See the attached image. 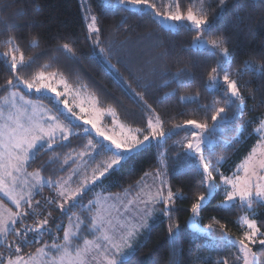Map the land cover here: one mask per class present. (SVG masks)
I'll list each match as a JSON object with an SVG mask.
<instances>
[{"label":"trees","instance_id":"16d2710c","mask_svg":"<svg viewBox=\"0 0 264 264\" xmlns=\"http://www.w3.org/2000/svg\"><path fill=\"white\" fill-rule=\"evenodd\" d=\"M86 1L97 19L99 44L95 34L89 38L78 0H0V54L7 50L8 37L14 36L25 60H32L17 73L22 79L31 80L41 71L56 73L72 86H83L96 98L100 108H112L127 126L144 129L149 118L156 115L160 117L163 128L169 130L173 125H184V121L189 119L210 124L217 105L224 106L223 85L219 82L216 88L208 87L212 68L217 66L218 59L223 63V58L218 50L214 53L209 48L192 46L198 35L209 43L223 36L227 40L224 47L232 53L231 62L223 64V68L240 85L246 106L243 114L220 123L216 140L211 145H204L203 155L205 162L212 167H217V158L223 156L218 167L225 174H230L254 147L258 140L255 129L264 120V77L245 68V61L253 67L264 65V3L260 0H227L226 7L217 10L219 0H193L194 8L204 4L208 18L212 20L210 30L200 32L188 23L169 29L152 11L115 5V0ZM188 6L189 0H182L183 10L186 11ZM33 39L36 40L35 45L31 44ZM63 43L74 48L75 57L57 50ZM95 49L99 51L100 58L113 65L115 74L109 72L95 54ZM16 56L19 57L20 53L17 52ZM219 76L223 78V71ZM9 78H12L10 69L0 62V85H5ZM185 80L190 82L181 83ZM10 89L19 90L24 96L44 104L60 120L63 119L47 93L27 91L21 86L3 87L0 88V101ZM185 129L189 127L173 134ZM88 137L87 133H76L66 141L57 140L51 149L45 146L38 148L27 162L26 169L38 171L53 181L64 177L72 167V163L64 164V159L70 153L84 149ZM172 150V147H167L166 159H170ZM158 167L157 148L151 143L85 189L71 206L66 205L65 212L59 208L55 190L43 186L32 199L33 205L40 202L36 209L38 215L25 216L12 227L0 244V258L27 257L44 242L63 241L67 223L77 216L82 218L83 224L74 243L80 245L89 238V234L92 235L91 218L85 203L95 195L134 192L144 175ZM201 172L196 165H191L167 175L166 181L172 191L182 193L173 205L172 221L167 218L154 220L150 229L142 232L134 254L127 253L125 264H171L173 259L178 264H208L209 260L214 262L218 258H227L230 264L235 261L238 249L222 246L218 224L214 225L216 231L211 236L205 232L195 233L187 224L191 204L205 191L200 184ZM216 180H219L218 175ZM167 190L165 187V195ZM48 197L55 203L49 205ZM222 199L220 187L205 202L200 225L204 227L211 222L210 218L215 217L225 225L228 236L242 237L244 229L237 220L244 211L239 206L221 210L217 205ZM22 209L31 212L26 204ZM253 210L258 213L257 220L264 223V207L254 203ZM46 217L49 218L46 230L39 236L29 233V243L16 253L20 238L15 235V230L23 229L25 225L35 227ZM170 223L179 228L173 239L177 247L174 253L171 251L170 236L173 238V234L169 232ZM254 251L259 264H264V248L257 245Z\"/></svg>","mask_w":264,"mask_h":264},{"label":"snow or ice","instance_id":"6c2138e0","mask_svg":"<svg viewBox=\"0 0 264 264\" xmlns=\"http://www.w3.org/2000/svg\"><path fill=\"white\" fill-rule=\"evenodd\" d=\"M260 2L264 3V0H260ZM117 3L122 6L139 7L141 11L146 7L150 9L156 17H161V15H163L164 18L173 22H187L191 27L200 32L209 31L212 24V20L208 18L205 11L204 4L201 3V6L194 10L193 0H189V6L186 11L182 8V0H174V3H170L168 5V10L163 14L157 10V5L153 0H117ZM226 5L227 0H219L217 10L224 9ZM173 7L176 9L175 12L171 10ZM96 24L97 19L93 16L88 26L89 38H91L92 34H95L97 36L96 43L99 44L100 29L96 27ZM15 41L16 37H8L6 41L7 50L0 54V62L5 64L12 73V78H9L5 85H0V88H19L23 86V88L29 91L35 89L36 93L46 90L49 93H53L54 98L58 103L63 104L67 113L71 114V116L79 121L81 116L73 111V108L66 99H61L62 96H66L69 93L67 81H59L65 88V92L61 93L57 91L53 83L56 79V73L46 74L41 71L33 76L31 80L22 79L17 74L22 67L30 64L32 60L31 58L27 61L25 60L24 53L20 50V47L16 45ZM195 41L199 42V46H203L201 36L198 35L195 37ZM226 43L227 40L223 36L210 41L211 49L214 53L218 50L219 55L223 58V63L220 59L217 60V66L213 67L209 74L210 83L208 85L210 88L218 87L220 81L219 73L223 71L222 79L223 86H225L224 106L214 109L211 116V120L214 123L211 125L193 119L184 121V125L191 126V128L188 129L190 134L185 138L187 142L183 145L187 150L185 155L199 162V167L202 169L200 173V184L205 187V191L197 195L195 202L191 204V228L195 233L205 232L208 236H211L212 233L216 231L214 225L218 224L221 232V241L223 242L222 246L236 247L238 249V254L232 264H259L254 248L257 245L264 248V223L257 220L256 216L258 213H255L253 210V204L258 203L260 206L264 207V120H261L258 127L255 129V132L260 136L258 141L260 147L253 148L251 154L238 167L232 177L225 176L218 167L224 159L223 156L217 158V167H212L205 162V157L203 155L205 143L211 145V139L209 137L219 130L217 122H226L229 121L230 118H234L237 114H243L244 107L246 106L245 98L241 94L240 85L232 78V74L228 71H224L223 68V64L230 63L232 59V53L227 47H224ZM31 44L35 45L36 40L33 39ZM57 50H63L72 57L76 55L74 48L71 47L69 43L58 45ZM17 52L20 53L19 59L16 56ZM245 68L254 74H260L264 77V65L253 67L250 62L245 61ZM186 82H190V80L181 81V83ZM145 87H147V85ZM17 98L21 102L19 105L17 104ZM140 99L143 100V96H140ZM181 99L184 98L182 97ZM237 100L240 101L239 104L236 103ZM3 103L5 105L10 104L12 110L8 113L7 117H5L3 110L0 109V120L4 121L0 123V193H3L4 196L11 200L16 206L17 211L12 212L9 209L7 215L0 212V242L9 235L10 228L15 226L18 221H21L23 217L32 214L38 215L36 209L40 207V202L37 201L35 205L32 204V199L35 194L34 191L30 190L19 196L15 194V184L18 179V174L24 170L25 165L31 159L35 150L43 148L45 144L51 149L52 145L55 144L58 139L68 140L71 134L70 126L72 125L71 119L68 120V125H65L60 122L57 116L48 115L47 121L45 122L48 126L45 127L44 123L41 122V118L37 116L35 111L31 114L28 112V106L32 105V102L30 100H25L24 96L18 91H12L10 93V98H3ZM214 103H219V101H214ZM77 106L80 107L81 112L87 111L82 105ZM112 114L114 115L115 113L112 112ZM98 119L99 116L84 119L83 123L85 125L90 124L92 129L95 130L96 136L103 137V140L108 143L104 144L99 141L94 143L93 140L90 139L88 145L94 150V154L102 149L105 153L110 152L111 158L110 162L103 167V170L99 171L98 176L95 173L93 174L91 178V182L93 183L104 177L110 170H114L116 167L120 166L132 155L144 150L151 141H156L159 137H164L166 135L159 116L155 118V122L149 119L144 129H129L125 133L122 128L119 134L113 132L112 135H109L108 132L98 125ZM180 127L181 125H173V129ZM173 129H169L168 131L171 132ZM84 131L87 133L89 130L85 128ZM141 136L142 139L140 138ZM225 144L227 145V142H225ZM97 145H99V147H97ZM161 164H163V161H161ZM241 169L244 173L243 175H240ZM32 175L38 178L39 172L37 171ZM155 175L160 178V188L156 191L155 195H149L148 200L143 201L146 208L143 217L138 223L131 224L126 232L122 231L119 240L104 233L100 238L105 242L104 244L85 240L84 246L78 247L75 251V255H73L70 251V247L73 238H75L78 233L65 229L62 244L53 243L51 245L52 248H55L61 253L58 261L54 258L53 264H88V256L93 252L100 255L104 264H125L127 259L126 251L129 254H134L137 247L131 242L132 238L137 236L140 232H146L150 229L149 220L152 218L156 206H160V214L171 222L172 212L174 211L173 205L177 198L182 197V193L172 191L171 187L164 179V172L157 171ZM217 175L220 179L219 184L216 182ZM37 183H40L39 179H37ZM221 185L223 186V199L219 201L217 207L221 210H228L239 206L245 212V215L239 217L237 220L238 225L244 229L242 237L238 240H234L228 236L225 231V225L220 223L215 217L210 218L211 222L204 225L203 229L200 227L199 218H201V212L206 206L205 201L208 200L210 196L217 193ZM49 186L55 187L56 185H53L51 181H49ZM85 187H87V184L81 185L71 196L65 197L64 203L59 205L61 212L66 211L65 205L71 206L74 203L75 199L83 192ZM165 187L168 189L167 195L164 193ZM35 188L36 185H33V189ZM57 195L64 197L65 193L64 191H59ZM47 203L49 205L54 204L55 200L49 199ZM25 204L31 212L19 211ZM149 204L153 205L150 209L147 207ZM2 206L3 205L0 204V207ZM49 217H51V213H49ZM48 224L49 218L46 217L39 220L35 227L25 225L23 229H16L15 235L20 238V243L17 244L15 252L20 253L23 245L29 243L27 239L29 233H34L39 236L46 230ZM57 227H59V225H57ZM77 227L79 228V225H77ZM121 228L123 229L124 225H121ZM91 229L94 232L101 230L100 226L97 224L96 218L92 219ZM178 230V226L174 227L170 223L169 232L173 234V239ZM101 249H103V251H101ZM37 252L44 254V249H37ZM33 259H35L34 256H29L28 261H24L22 256L15 255L14 259L11 257L6 260L0 258V264H22V261L24 264H29ZM92 259L96 260V257L93 256ZM97 264H100V261H97ZM171 264H178V261L173 259ZM208 264H230V261L227 258H218L214 262L209 260Z\"/></svg>","mask_w":264,"mask_h":264},{"label":"rangeland","instance_id":"374dc122","mask_svg":"<svg viewBox=\"0 0 264 264\" xmlns=\"http://www.w3.org/2000/svg\"><path fill=\"white\" fill-rule=\"evenodd\" d=\"M78 1L81 7L84 23L89 32L88 26L91 23L92 17L94 16L93 11L89 7L86 0H78ZM153 2L157 5V10L163 14L164 12L168 10V5L170 3H174V0H153ZM114 4L119 5L117 3V0H115ZM126 7L140 9L139 7H131V6H126ZM199 7L200 6L195 7L194 10ZM144 9L150 10L146 7ZM171 10L173 12L176 11L175 7H173ZM156 18L159 20V22L162 25H164L165 27L169 29H174L178 24H180L178 22H173V21H170L164 18L163 15H161V17H156ZM184 23H187V22H184ZM202 40H203V46H199V42L195 41V38H194L192 42V46L198 49H203V48L211 49L210 43L204 40L203 38ZM95 54L99 57V59L106 66L109 72H112L113 74H115L113 65H111L104 58H100L99 51H97V49H95ZM17 58L19 59V57ZM46 74H50V73H46ZM61 80H65V79L62 76L57 74L56 79L55 81H53V83H54V86H56L57 91L64 93L65 92L64 85L59 83V81ZM219 82L220 84L223 85V79H220ZM67 84L69 88V93L66 96H62L61 99H66L69 105L73 108V111L76 112L79 116H81V119L79 121H77L75 117L71 116V114L67 113V110L64 109L63 104L58 103V101L54 98L53 93H49L46 90L40 93H47L51 96L57 109L59 110V112L62 113L63 119L62 120L59 119L61 123L68 125V120L71 119L72 125L70 126L71 134L69 135V137L72 134H76V133H86L84 131L85 128L89 130L87 132V134H89V137H88L86 146L84 147V149L80 151L70 153L67 156V158L64 159V164L72 163V167L64 177H61L60 179L56 181L45 178L40 173H39L38 178L33 176L32 174L36 173L37 171H33V172L27 171L26 165H25L24 170L20 174H18V179L15 184V194L17 196L22 195L30 190L35 192L36 190L42 188L43 186H49V181H51L53 185H56L55 187H52L55 190L56 194L59 191H64L65 193L64 197L57 195L58 202L59 204H61V203H64L65 197L71 196V194L77 191V189H79L81 185L87 184V187L84 188L85 190L89 188L90 185L93 184V182H91V178L93 174L95 173L97 176L99 175V171H102L103 167L107 163L110 162L111 153L110 152L105 153L101 149L98 152H95L94 154V150L88 145V141L90 139H92L94 143L99 141L104 144H107L108 142L104 141L103 137H97L95 130L92 129V126L90 124L85 125L83 123L84 119H90V118H95L99 116L98 125L101 128H103L106 132H108L109 135H112L113 132L119 134L122 128L125 133L129 129H136V128H131L127 126L126 124H124L122 121H120L119 118L116 116L115 111L112 108H105V109L100 108L96 98L89 91H87L83 86H72L68 82ZM21 87L23 88V86ZM12 91L20 92L19 90H16V89H10L9 92L6 94V96H4L3 98L5 97L10 98V93ZM31 91H35V89H32ZM20 94L23 95L21 92ZM3 98L0 101V109L3 110L4 116L7 117L8 113L12 109H11L10 104L5 105L3 103ZM24 99L30 100L32 102V105L28 106V112L31 114L33 111H35L37 116L41 118V122L44 123L45 127L48 126V124L45 123L47 121L48 115L57 116L49 107L45 106L44 104L36 100H32L26 96H24ZM20 103L21 102L17 98V104L19 105ZM77 105H82L87 111L81 112L80 107H78ZM217 107H221V106L217 105ZM112 112H114L115 114L113 115ZM155 116H151L149 119H152L153 122H155V118L157 117ZM3 122H4L3 120H0V123H3ZM213 123L214 122L212 121L210 125ZM217 123H218V129L220 130L221 122H217ZM183 127H189V129L191 128L190 125H181L180 128H176V129L172 128L173 131L171 132H169L168 130H165L166 135L164 137H159L156 141L150 142V144L153 143L156 145L157 152H158V159H159V167L155 171L144 175L136 191L134 192L123 191L120 194H108L107 193V194L95 195L93 196L91 200L85 203L84 207L86 209H89L88 211H89V215L91 218V223H92V219L96 218L97 224L101 228L100 231L94 232L92 231L91 226H90V232L92 235L90 236L89 234V238L85 240L99 242L101 244H104L105 242L102 239H100L104 235V233H107L113 236L116 240H119V237L122 231L126 232L128 227L131 224L138 223L146 211L145 204L143 203V201H147L149 195H155L156 191L160 188V178H158L155 175L157 171H162L165 173L164 175L165 180L167 178V175H169V173L178 172L191 165H196L202 171V169L199 167L198 161H194L191 159L190 156L185 155L187 150L183 147V145L187 142L185 138L189 136L190 134L188 129H185V131L180 132L179 134H173L177 130ZM217 132L213 133L211 137H209L211 139V144L216 140ZM256 135H257L258 140L256 141L253 148L260 147V144L258 143L260 136L258 133H256ZM140 138L142 139V136ZM205 145H209V144L205 143ZM45 147L48 148L46 144H45ZM97 147H99V145H97ZM167 147L173 148L170 159L165 158V153H167ZM252 150L237 165H235V167L232 169L230 174H225L221 170L220 171L225 176L232 177L234 173L237 171L238 167L251 154ZM34 152L32 154V157L34 155ZM161 161H163V164H161ZM243 174L244 173L241 169L240 175H243ZM37 179H39L40 183H37ZM216 182L217 184H219L220 179L218 181L216 180ZM33 185H36L35 189H33ZM221 188L223 190L222 185H221ZM47 199H50V198L48 197ZM6 202H8L7 204H10L16 207L11 202V200L8 199V197L4 196L3 193H0V204L3 205L2 207H0V212H3L5 215L8 214L9 209L11 210L10 206H8ZM147 207L150 209L153 207V205L149 204ZM159 207L160 206H156V210L155 212H153L152 218L149 220V224H151L156 219L166 218L160 214ZM21 210L22 212H24V209H21ZM243 215H245V212ZM82 224H83L82 218L80 216H77V217H74L71 222L67 223L66 229L70 230L71 232L79 234ZM187 224L191 228L190 217L187 221ZM77 225H79V228L77 227ZM121 225H124L123 229L121 228ZM12 227L10 228V231L12 230ZM200 227L203 229V226L200 225ZM142 232H140L137 236L132 238L131 242L134 245L139 243ZM240 238L241 237L235 236L232 239L238 240ZM74 239L75 238H73L71 247H70V251L72 252L73 255H75V251L78 247L84 246V241H85L84 240L80 245H77L74 243ZM62 242L63 241L61 242L56 241V239L52 241L50 240V241L44 242L38 248V249L43 248L44 254L38 253L36 251L34 254L30 255V256H34L35 259L30 261L29 264H53L54 258L56 259V261H58L61 253L58 252L55 248H52L51 245L53 243L62 244ZM170 242H171V251L172 253H174L177 250V247H176L175 242L173 241L172 236H170ZM101 251H103V249H101ZM126 255H127V251H126ZM93 256L96 257V260L92 259ZM14 258L15 257H13V259ZM23 258H24V261H28L29 256L23 257ZM97 261H100V264H104V261L102 260V258L100 257L98 253L93 252L89 254L88 264H97ZM22 264H24L23 261H22Z\"/></svg>","mask_w":264,"mask_h":264},{"label":"crops","instance_id":"0c3cea01","mask_svg":"<svg viewBox=\"0 0 264 264\" xmlns=\"http://www.w3.org/2000/svg\"><path fill=\"white\" fill-rule=\"evenodd\" d=\"M27 170V169H26ZM28 171V170H27ZM39 190V189H38ZM38 190H36L34 193L36 194V192H38ZM34 194V195H35ZM8 202H6V204H7ZM4 204H5V202H4ZM8 206H10V208H11V211L12 212H16L17 211V208L16 207H14V206H12V205H10V204H7ZM22 209V208H21ZM21 209H19V211H21L22 212V210ZM4 240H5V238L2 240V242H4ZM2 242H0V244L2 243Z\"/></svg>","mask_w":264,"mask_h":264}]
</instances>
